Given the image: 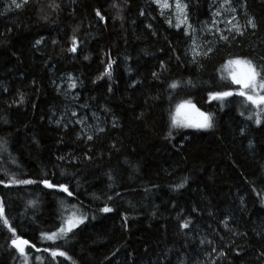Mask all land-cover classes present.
Returning a JSON list of instances; mask_svg holds the SVG:
<instances>
[{"label": "trees", "instance_id": "obj_1", "mask_svg": "<svg viewBox=\"0 0 264 264\" xmlns=\"http://www.w3.org/2000/svg\"><path fill=\"white\" fill-rule=\"evenodd\" d=\"M228 1L239 32L212 0L179 26L153 0H0V204L28 241L0 222V264H264V106L221 79L264 68V0ZM186 101L211 128L171 127Z\"/></svg>", "mask_w": 264, "mask_h": 264}, {"label": "snow or ice", "instance_id": "obj_2", "mask_svg": "<svg viewBox=\"0 0 264 264\" xmlns=\"http://www.w3.org/2000/svg\"><path fill=\"white\" fill-rule=\"evenodd\" d=\"M28 0H22V3H17L16 0H12V3L16 8H21L23 4H26ZM162 9H167L170 7L168 0H154ZM227 2V0H225ZM175 8L177 12V20L178 25L182 22L180 17H185V8L186 5L181 3V0H175ZM219 14V13H217ZM96 15L100 17L101 20L104 19V17L101 15L100 11H96ZM248 24L255 27V24L252 22V20L248 21ZM237 32H239V28L236 29ZM37 44L40 43V41H36ZM76 41L75 38H73V47L69 49L72 52L76 51L75 47ZM87 58V57H85ZM225 70L227 72V77L222 76L221 79H230L231 84L238 85L239 91H237L235 94L238 96L243 97L247 102H249L251 105L256 106L259 108L260 106H264V68L257 70L256 66L249 60H241V59H233L229 60L227 64L224 66ZM108 68H111V63L108 64ZM103 75L110 76V72L105 70V73ZM155 76L156 74L153 73ZM74 87V85H72ZM171 88L175 89L177 87L176 83H172L170 85ZM233 95L232 91H220L215 93L209 94L210 100H224L227 97H230ZM192 109L195 112V117H193L191 114H189L186 109ZM251 118V117H249ZM256 123L259 124L260 120L257 118ZM171 127L173 128H194V129H208L212 127L211 118L209 115H206L205 113L199 111V109L195 108V105L191 104L190 101H186L183 103H180L176 106L175 114L172 115L171 118ZM88 139L91 140L92 137L88 136ZM12 183H20V184H31L34 183L32 180H12ZM42 183L45 185V187L52 188L54 187L53 184H50L47 180H43ZM62 191L68 192V189L64 185L59 186ZM179 187H183V185H179ZM71 195V193H68ZM101 211L108 213L111 212L112 209L105 206L101 209ZM0 222L8 228L10 232H12L13 236L15 237L12 240V246L17 250V252L24 256V246L28 244L27 240L21 239L19 236H16L15 230L10 226L8 219L5 217L4 214V208L3 205L0 204ZM84 222V217L77 216L76 213H72L70 216L67 217V219L63 222V224L60 226V228L52 232L51 234H45L44 238L48 240L55 241L59 238H62L66 236L69 232H72L75 227H77L79 224H82ZM189 222H185L181 225L182 228H187ZM47 251V249H45ZM51 255L55 258L57 256H62L65 258H68L66 256V253L63 251H57L53 250L51 252ZM26 258V257H25Z\"/></svg>", "mask_w": 264, "mask_h": 264}, {"label": "rangeland", "instance_id": "obj_3", "mask_svg": "<svg viewBox=\"0 0 264 264\" xmlns=\"http://www.w3.org/2000/svg\"><path fill=\"white\" fill-rule=\"evenodd\" d=\"M154 1V0H153ZM213 1V6L214 8V14L216 16V19L219 21L220 24H222L225 28L228 29H237L240 27V17L237 14V12L234 10V8L231 6L230 1L227 0V2H225V0H212ZM170 7H173L174 10V16L177 18V12H176V8H175V0H168ZM156 3V2H155ZM157 4V3H156ZM158 5V4H157ZM159 6V5H158ZM160 7V6H159ZM169 7V8H170ZM161 8V7H160ZM162 9V8H161ZM168 9V8H167ZM219 13V14H217ZM181 21H184L185 17H180ZM73 47V44H71V48ZM227 64V63H226ZM225 64V65H226ZM225 68V67H224ZM226 71V70H225ZM238 86V85H237ZM239 87V86H238ZM71 89V87H70ZM183 103V102H182ZM192 104V103H191ZM194 105V104H193ZM196 109H198L195 106ZM176 110V109H175ZM186 111L189 112V114H191L193 117H195V112L192 109H186ZM200 111V110H199ZM202 112V111H201ZM204 113V112H203ZM175 114V112H174ZM173 114V115H174ZM206 114V113H205ZM207 115V114H206ZM93 127L90 126V129H92ZM72 213H76L77 212L75 210H71V214ZM78 216V215H77ZM26 247L24 246V249Z\"/></svg>", "mask_w": 264, "mask_h": 264}]
</instances>
